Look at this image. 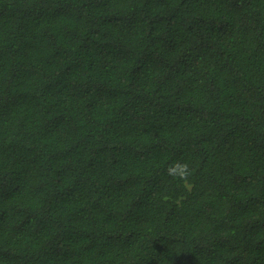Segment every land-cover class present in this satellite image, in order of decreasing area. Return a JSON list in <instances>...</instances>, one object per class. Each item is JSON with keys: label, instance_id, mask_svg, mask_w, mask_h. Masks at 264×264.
<instances>
[{"label": "trees", "instance_id": "16d2710c", "mask_svg": "<svg viewBox=\"0 0 264 264\" xmlns=\"http://www.w3.org/2000/svg\"><path fill=\"white\" fill-rule=\"evenodd\" d=\"M0 264H264V0H0Z\"/></svg>", "mask_w": 264, "mask_h": 264}, {"label": "clouds", "instance_id": "9594fccd", "mask_svg": "<svg viewBox=\"0 0 264 264\" xmlns=\"http://www.w3.org/2000/svg\"><path fill=\"white\" fill-rule=\"evenodd\" d=\"M166 174L174 179L179 178L180 180H187L190 176L189 166L188 164H182L179 161L174 162L167 168Z\"/></svg>", "mask_w": 264, "mask_h": 264}]
</instances>
